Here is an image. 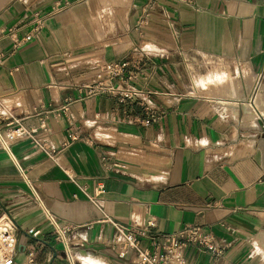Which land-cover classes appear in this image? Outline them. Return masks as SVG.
Segmentation results:
<instances>
[{
	"label": "crops",
	"instance_id": "0c3cea01",
	"mask_svg": "<svg viewBox=\"0 0 264 264\" xmlns=\"http://www.w3.org/2000/svg\"><path fill=\"white\" fill-rule=\"evenodd\" d=\"M191 1L0 0V218L14 225L13 264H67L16 162L75 226L78 264H137L111 247L106 218L150 217L159 233L213 232L222 253L189 244L191 264H264V110L247 118L264 85V0ZM139 52L145 70L132 84L157 91L148 100L163 111L146 125L135 103L87 89L103 63ZM220 72L230 95L204 81ZM20 126L32 137L6 149L5 131Z\"/></svg>",
	"mask_w": 264,
	"mask_h": 264
},
{
	"label": "built area",
	"instance_id": "2783aa9c",
	"mask_svg": "<svg viewBox=\"0 0 264 264\" xmlns=\"http://www.w3.org/2000/svg\"><path fill=\"white\" fill-rule=\"evenodd\" d=\"M190 6H195L191 0H181ZM150 8L145 9V14L138 21L139 24H146L150 19ZM37 25H43L44 20L36 16ZM147 54L139 52L134 56H128L119 61L105 62L102 64L100 72L93 83L87 86L88 95L94 96L102 93H109L116 97L120 102L130 101L141 108V114L136 116L135 122L148 124L154 120H160L163 111L158 107L150 105L149 94H158L155 90L145 92L132 83L137 81L145 70ZM261 74L255 84L256 89L260 87ZM254 104V99H251ZM131 111L122 122H131ZM70 120L71 117L67 115ZM258 119L264 123V115L258 114ZM25 137H32L23 127H16L5 131L2 137L3 146L10 149L11 145ZM72 140L83 139L82 136L73 130L71 131ZM92 140V139H89ZM88 140V141H89ZM35 144H38L37 141ZM42 149L46 146L42 145ZM17 161V160H16ZM20 174L27 185L30 187V199L40 208L47 224L51 227L55 240L61 245L67 264H78L76 246L72 241V233L75 229L70 223H65L45 204L42 197L34 188L32 181L27 176L25 169L16 162ZM101 192L104 189L101 188ZM95 202L100 201V197L94 198ZM106 221L113 224L116 228L118 237L111 247L122 255L132 252L136 254L137 264H191L186 256V249L189 244H199L216 255L222 253V248L217 246L215 237L210 229L200 225H187L174 233H159L156 231L157 220L154 217L146 221L135 224L126 223L113 218H106ZM29 234L36 235L39 231L30 228ZM17 246V239L14 232V225L7 232L0 235V264H13Z\"/></svg>",
	"mask_w": 264,
	"mask_h": 264
},
{
	"label": "bare ground",
	"instance_id": "6f19581e",
	"mask_svg": "<svg viewBox=\"0 0 264 264\" xmlns=\"http://www.w3.org/2000/svg\"><path fill=\"white\" fill-rule=\"evenodd\" d=\"M204 81L207 82V85L208 84L209 85L212 84L211 85L212 87L216 86V88H218L219 90L223 91L222 93H224V92L226 93V92L229 91L228 90V87L230 86L229 85V76H228V74H226L224 72H220V73H216V74H211L206 79H204ZM256 82H257V80H256ZM263 91H264V85H263V87H261V90L259 91V97H258L259 99H257L258 101H255V103L252 104V105L250 104V106L252 107V110L253 111L250 110L247 113V118L249 120H254V119L257 118V116H256L257 113H258L257 110H259V109L260 110H264V108H263L264 106L262 107V105H263V94H264ZM230 94H232V93H226V95H230ZM252 122L253 121H251V123ZM11 225H12V223L10 224L9 221H8V219L6 217L0 218V235L2 234V232L9 231V229L11 228Z\"/></svg>",
	"mask_w": 264,
	"mask_h": 264
},
{
	"label": "rangeland",
	"instance_id": "374dc122",
	"mask_svg": "<svg viewBox=\"0 0 264 264\" xmlns=\"http://www.w3.org/2000/svg\"><path fill=\"white\" fill-rule=\"evenodd\" d=\"M251 84H252V83H251ZM235 85H236V86L240 85L239 80H235ZM258 97H259V96H258ZM258 97H257V99H259ZM257 99H256V101H258ZM250 108H251L250 110H252V107H251V106H250ZM252 111H253V110H252ZM256 116H257V115H256ZM255 118H256V117H255ZM5 217L8 219L9 223L11 224L12 222L10 221V219H9L7 216H5ZM256 242H257V243H256L257 249H258L259 252H261V254H262V256H263V261H264V237H263V238H260V239L258 238V239L256 240Z\"/></svg>",
	"mask_w": 264,
	"mask_h": 264
}]
</instances>
